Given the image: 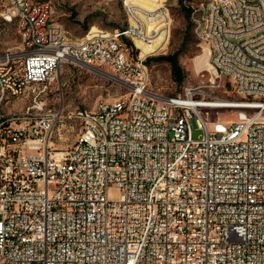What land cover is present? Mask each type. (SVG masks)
Wrapping results in <instances>:
<instances>
[{
	"label": "built area",
	"instance_id": "built-area-1",
	"mask_svg": "<svg viewBox=\"0 0 264 264\" xmlns=\"http://www.w3.org/2000/svg\"><path fill=\"white\" fill-rule=\"evenodd\" d=\"M219 1L229 17L201 3L190 18L212 71L246 98L236 121L210 120L201 89L149 88L147 58L169 36L162 4L142 27L123 0L125 28L69 43L48 1L0 0L20 37L0 53V264H264V0ZM157 20L166 28H146ZM159 31L151 51L136 46ZM64 63L110 68L126 96L92 110L46 104ZM20 97L28 104L4 117ZM65 123L75 139L55 152Z\"/></svg>",
	"mask_w": 264,
	"mask_h": 264
},
{
	"label": "rangeland",
	"instance_id": "rangeland-1",
	"mask_svg": "<svg viewBox=\"0 0 264 264\" xmlns=\"http://www.w3.org/2000/svg\"><path fill=\"white\" fill-rule=\"evenodd\" d=\"M52 10V18L58 22L64 31L65 40L78 43L90 27L106 30L123 29L128 25V17H133V6H141L143 0H126L131 8L123 7V0H46ZM208 0H157L156 5L162 4L163 11L170 17L169 36L167 42L155 48L154 54L147 58L150 73L149 88L156 94L174 97L183 94L184 88L201 89L206 102H222L226 106L207 109L210 120H237L245 97L235 92L227 77L216 75L211 67L195 63L204 45L200 44L193 31L191 16L185 15L183 8L199 9L201 3ZM140 8V7H139ZM138 7L136 15L144 19L147 13ZM143 8V7H141ZM146 14V15H145ZM184 47L178 55V62L184 71V78L177 84L171 74V67L165 61L156 57L170 54ZM0 53L6 49H20V37L15 22L4 24L0 21ZM159 38V37H157ZM154 47V46H153ZM203 67V69H202ZM48 93L46 104L52 107H63L64 111L74 108L92 110L100 102L111 103L123 98L127 93V85L116 79L108 67L91 68L79 64L64 63L50 75L47 83ZM28 97L13 99L3 108L4 117L27 105ZM229 104V105H228ZM232 106V107H228ZM201 130L194 129L193 136L197 137ZM76 129L71 130L67 123L63 128L53 133L51 149L55 152L66 150L72 145Z\"/></svg>",
	"mask_w": 264,
	"mask_h": 264
},
{
	"label": "bare ground",
	"instance_id": "bare-ground-1",
	"mask_svg": "<svg viewBox=\"0 0 264 264\" xmlns=\"http://www.w3.org/2000/svg\"><path fill=\"white\" fill-rule=\"evenodd\" d=\"M156 1L157 0H143L141 4V6H133V9H136L137 7L141 10H143L144 13H147V19H151L152 18V14H156L158 11V8L160 7V4L156 5ZM28 6H36V0H28ZM50 6V5H49ZM143 7V8H141ZM51 9V6H50ZM205 9H207L208 11H213V14L215 15V17H229V11L228 8H226V6L221 5V1L219 0H208L206 3V7ZM137 10V9H136ZM163 14L164 11H163ZM146 15V14H145ZM0 17H9V13H0ZM156 17V15H155ZM158 17V16H157ZM138 25L140 26H144V21L141 17H138L137 19ZM163 25L166 28V23L160 22V20H157L156 22H154V24H148L146 26V28L148 30H151L153 28H162ZM94 27H92L93 29ZM163 31V30H162ZM162 35V32L159 31V35L157 37L159 38H155L151 41H149L148 43H144L143 41H141L140 39H135L134 42L136 44V46L138 48L141 49V51L143 53H146L148 51H151V48H153L154 44L156 41H158L160 39ZM157 43V42H156ZM195 63L201 66H210V62H209V51L207 48H204L202 53L200 55H198V57H196L195 59ZM203 69V67H202ZM187 102H190V100H186ZM194 104V103H193ZM200 105H204V107H211V108H217V107H223L226 106V103H222V102H206V103H201ZM229 105V104H228Z\"/></svg>",
	"mask_w": 264,
	"mask_h": 264
},
{
	"label": "trees",
	"instance_id": "trees-1",
	"mask_svg": "<svg viewBox=\"0 0 264 264\" xmlns=\"http://www.w3.org/2000/svg\"><path fill=\"white\" fill-rule=\"evenodd\" d=\"M184 14L187 16L190 14V8L186 7L183 8ZM186 42V38H183L181 48L177 49L175 52L170 54L161 55L156 57V60L165 61L169 63L171 67V74L173 79L177 84H180L184 78V71L181 69L179 62H178V55L182 51V47H184V43ZM150 60V59H149ZM147 60V62L149 61Z\"/></svg>",
	"mask_w": 264,
	"mask_h": 264
},
{
	"label": "water",
	"instance_id": "water-1",
	"mask_svg": "<svg viewBox=\"0 0 264 264\" xmlns=\"http://www.w3.org/2000/svg\"><path fill=\"white\" fill-rule=\"evenodd\" d=\"M116 79H118V80H120V81H121V79H119V78H117V77H116Z\"/></svg>",
	"mask_w": 264,
	"mask_h": 264
}]
</instances>
